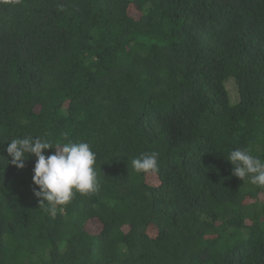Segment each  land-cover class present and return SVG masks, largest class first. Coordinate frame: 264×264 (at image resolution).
Returning a JSON list of instances; mask_svg holds the SVG:
<instances>
[{"label": "trees", "instance_id": "trees-1", "mask_svg": "<svg viewBox=\"0 0 264 264\" xmlns=\"http://www.w3.org/2000/svg\"><path fill=\"white\" fill-rule=\"evenodd\" d=\"M28 136L90 144L99 190L51 215L6 152ZM245 147L264 160V0H0V264H264Z\"/></svg>", "mask_w": 264, "mask_h": 264}, {"label": "clouds", "instance_id": "clouds-1", "mask_svg": "<svg viewBox=\"0 0 264 264\" xmlns=\"http://www.w3.org/2000/svg\"><path fill=\"white\" fill-rule=\"evenodd\" d=\"M55 149L51 155L46 150ZM11 157L10 163L17 169L25 167L29 156H35L33 169L34 195L39 205L55 216L63 212L64 206L71 202L75 193L86 195L99 190V181L95 168L96 154L90 144L85 142H52L30 136L12 139L6 148ZM233 166L232 175L264 188V160L253 155L248 147L230 152L227 159ZM137 173L155 174L159 171V153L141 154L131 161Z\"/></svg>", "mask_w": 264, "mask_h": 264}, {"label": "rangeland", "instance_id": "rangeland-1", "mask_svg": "<svg viewBox=\"0 0 264 264\" xmlns=\"http://www.w3.org/2000/svg\"><path fill=\"white\" fill-rule=\"evenodd\" d=\"M229 86H230V85H229ZM228 89L231 90V91L229 92L230 95L234 93V90H233V88H232L231 86L228 87ZM235 89H236V86H235ZM229 100H230V103H231L232 105H235V104H237V103L239 102V97H238V94H237V89H236V91H235V96L231 95V97H229ZM260 198H261L262 201H264V194H263V195H260Z\"/></svg>", "mask_w": 264, "mask_h": 264}]
</instances>
